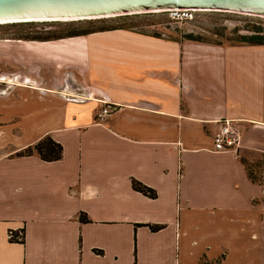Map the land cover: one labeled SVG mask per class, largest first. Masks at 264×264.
I'll use <instances>...</instances> for the list:
<instances>
[{"label": "crops", "instance_id": "obj_1", "mask_svg": "<svg viewBox=\"0 0 264 264\" xmlns=\"http://www.w3.org/2000/svg\"><path fill=\"white\" fill-rule=\"evenodd\" d=\"M0 84V264H264V172L243 163L264 157V45L0 37ZM225 119L237 150H214ZM46 136L60 160L17 156Z\"/></svg>", "mask_w": 264, "mask_h": 264}, {"label": "rangeland", "instance_id": "obj_2", "mask_svg": "<svg viewBox=\"0 0 264 264\" xmlns=\"http://www.w3.org/2000/svg\"><path fill=\"white\" fill-rule=\"evenodd\" d=\"M98 24L125 25L128 28L131 27L130 30L156 35L168 40H186L185 35L192 34L205 42L221 45H244L239 42L241 35L252 34L257 26L264 28V17L196 10L192 20H185L174 18L168 10L141 13L137 16H128L116 21ZM86 25V23L69 25L65 23H47L45 21L35 24L9 23L0 25V37H52L65 35L72 29L84 28ZM0 88H2L1 84ZM250 163L256 176L263 175L264 157Z\"/></svg>", "mask_w": 264, "mask_h": 264}, {"label": "water", "instance_id": "obj_3", "mask_svg": "<svg viewBox=\"0 0 264 264\" xmlns=\"http://www.w3.org/2000/svg\"><path fill=\"white\" fill-rule=\"evenodd\" d=\"M177 9L264 17V0H0V25L94 20Z\"/></svg>", "mask_w": 264, "mask_h": 264}, {"label": "trees", "instance_id": "obj_4", "mask_svg": "<svg viewBox=\"0 0 264 264\" xmlns=\"http://www.w3.org/2000/svg\"><path fill=\"white\" fill-rule=\"evenodd\" d=\"M139 14H135L134 16H137ZM128 16L133 15H123L118 16L114 18H102V19H96V20H84V21H69V22H60V21H46L47 23H65V24H79V23H86V27L84 28H75L70 30L65 35H59V36H52V37H24V38H17V39H24V40H33V41H50V40H57L67 37H76V36H84L88 34L98 33V32H104V31H110V30H118V29H125L129 30L132 29L131 27H127L125 25H101L98 23H105L108 21H116L117 19L125 18ZM39 22H23V23H12V24H35ZM252 34L247 35H241L239 42L244 45H251V46H257V45H264V28L257 26L255 27L254 31H252ZM186 40L191 41H197V42H205L199 37H195L192 34L185 35L184 37ZM63 149L62 146L54 141L50 136L44 137L42 140H40L37 144L33 146H29L23 151L19 152L17 156H30L33 154H37L40 156V158L46 162H55L62 158ZM243 163L246 167L247 175L250 180H252L255 183L262 184L263 182V176L260 175L259 177L255 175L253 169H251V163L243 160ZM133 188L142 193L143 195L149 197V198H156L157 194L155 190L143 185L142 183L134 180L132 181ZM81 221H87L84 216L80 217ZM152 231H158L163 228V226H149ZM23 232V238L22 240H16V239H10L12 242H18V243H24V230Z\"/></svg>", "mask_w": 264, "mask_h": 264}, {"label": "built area", "instance_id": "obj_5", "mask_svg": "<svg viewBox=\"0 0 264 264\" xmlns=\"http://www.w3.org/2000/svg\"><path fill=\"white\" fill-rule=\"evenodd\" d=\"M168 11V10H167ZM174 18H181L185 20H192L196 10L190 9H177L169 10ZM112 113V108L109 105H104L97 114L99 122L106 121ZM219 128L213 135V146L216 151H227L237 150L241 146L242 134L237 125L233 120L225 119L218 121ZM10 239L22 240L23 232L22 229L18 231H10Z\"/></svg>", "mask_w": 264, "mask_h": 264}]
</instances>
